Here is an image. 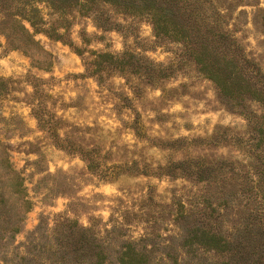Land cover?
Returning <instances> with one entry per match:
<instances>
[{
  "label": "rangeland",
  "instance_id": "obj_1",
  "mask_svg": "<svg viewBox=\"0 0 264 264\" xmlns=\"http://www.w3.org/2000/svg\"><path fill=\"white\" fill-rule=\"evenodd\" d=\"M26 1L32 25L0 8V264H40L79 227L115 264L126 242L140 264H221L226 250L183 242L201 224L230 238L247 219L257 237L264 0H164L188 32L220 12L205 66L179 32L154 34L158 1Z\"/></svg>",
  "mask_w": 264,
  "mask_h": 264
},
{
  "label": "trees",
  "instance_id": "obj_2",
  "mask_svg": "<svg viewBox=\"0 0 264 264\" xmlns=\"http://www.w3.org/2000/svg\"><path fill=\"white\" fill-rule=\"evenodd\" d=\"M102 1L114 3L117 0ZM148 1L150 2L148 3L150 5L154 2L153 0ZM155 1H158V3L161 4L157 7L153 5L147 7L148 14H150L149 17L154 34H176L177 32H179L182 35L184 41H186L188 44L191 42L192 44L194 43L193 46L189 44L188 49L190 52H193L192 56L194 55L195 60L201 58V65L205 66L201 54L203 55V53L206 51H209L213 55L216 53L217 46L211 42L212 40H214V36L216 35V39H224V37H227V34H225L224 32H215V29L218 27V18L221 16L220 12L212 8L213 11H211L209 16L212 18L214 23L211 26H206L207 23L204 22V15L202 12H200L201 21L197 20L199 23L198 26H203L204 30H201V32L198 26H193L191 27L192 29L189 27V29L192 31L188 32L187 29H185L181 24L178 23L179 21L176 18V13L179 7H176L175 3H170L171 0L168 1V3L167 1L164 3V0ZM26 2V0H0V8L3 10L2 12L6 14L10 12L9 7H12V16L20 15L29 23V25H32V16H29L27 13H19L21 12L19 10L20 6H23L24 4H26ZM121 4L123 5L124 3ZM29 11L34 12V7H29ZM14 21L17 23V26L21 31L29 34L27 28L20 20H16V18H14L13 22ZM29 39L34 42L31 37H29ZM196 46H198L199 48H196ZM97 56H108L109 58L112 57L108 53H98ZM228 60L230 59L228 58ZM206 67L209 68L208 70L217 72L216 68H211L207 63ZM213 72L208 73V75L215 82H219L217 75H215V73ZM219 86L222 91H225V83H223V81ZM252 94H254L253 98H256L260 101L262 100L261 95H259L258 91L257 93ZM256 132L258 133V144V141L264 140V128L261 126V121L256 125ZM258 149H260V151H263L261 155L256 154V156L264 157V146L262 145V147H258ZM178 164H181V162ZM257 172H259V176L264 181V168H260ZM259 187L261 194L255 201V206L250 213L251 218H255L256 216L258 217V219L262 218V226L258 222L254 223V225L257 224V227L259 228L256 229L257 231H259L256 235L257 237H255V232H253V229L249 228V226L251 225V221L246 219L243 222V225L246 228L242 229L241 233L236 232L234 236L230 238H225L217 235L215 232L211 231L208 226L201 224L202 226H194L186 231L187 234L190 235L186 238L183 236V242L191 243L192 240H194V243L196 244H203L212 249L217 248L218 250H226L222 255H219L221 256V264H246V259L250 254L255 255V258H253L252 261H254V259L264 258V187ZM201 213L204 212L202 211ZM69 225L74 226L75 224L73 222ZM60 233L54 235L47 248V251L50 254L46 255L45 260L42 259L47 264H115L113 262L104 260V254L101 251L100 242L99 240H97L95 235L89 231V229H85L84 227H79L78 229H67V232L65 233L66 241L63 240L61 236H58ZM240 238L242 239L240 240ZM255 238H257L258 242L256 243L257 246L253 248L255 250L254 251L252 249L254 245L252 241L255 240ZM133 244L134 242H126L124 247L118 251L117 264H140L142 257L140 256V252L134 249ZM29 259V255H21L19 257L20 262H24V264H30L27 263ZM230 259H232L233 263H230L228 261ZM42 260L40 264H45L44 262H42ZM260 262V264H262L264 261ZM174 264H176V262H174Z\"/></svg>",
  "mask_w": 264,
  "mask_h": 264
}]
</instances>
